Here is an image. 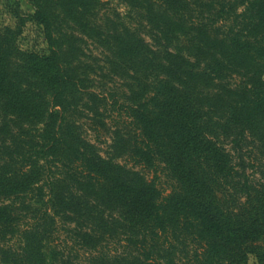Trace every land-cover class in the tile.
<instances>
[{
	"label": "trees",
	"instance_id": "trees-1",
	"mask_svg": "<svg viewBox=\"0 0 264 264\" xmlns=\"http://www.w3.org/2000/svg\"><path fill=\"white\" fill-rule=\"evenodd\" d=\"M19 1L31 4L32 19L43 29L48 54H31L25 60L24 75L36 91L23 90L21 83L25 78L15 76L14 84L12 76L0 72V96L19 122L26 121L18 124L16 130L7 129L6 125L0 129L8 138L0 145V257L2 253L10 254L13 264H36L42 254L32 242L38 239L41 245L55 224V217L65 213L69 204L66 198L69 181H75L98 190H106L108 186L109 196L130 206L131 223L136 231L126 238V249H129L126 253L132 258V264H156L160 252L170 249V237L179 224L195 237L198 248L194 251V261L201 264L208 248L222 246L225 232L217 227L212 214L209 204L212 193L207 198L201 188L191 186L200 172L194 176L181 171L189 180L176 178L175 189L164 195L144 181L143 186L123 183L117 175L118 169L92 158L77 146L67 132L74 107L73 93L77 92L76 79L66 59V36L57 27L55 14L47 4ZM131 1L135 8L145 11L144 20L161 32L169 45L173 39L178 41L172 31L175 26L188 29L185 45L177 54L169 51V45L161 49L159 41L152 46L130 40V50L134 57L141 56L145 72L144 95L132 100L128 108L129 118L140 132L131 136L130 154L135 165L154 167L155 158L162 155L163 148L174 147L179 154V148L186 141L194 140L199 102L203 98L197 95L193 83L204 69L200 70V66L183 57L184 49L187 53L198 52L197 58L210 55L217 59L219 55L217 65L227 61L224 68H233V65L239 68L240 71L226 78L236 74L241 81L236 93L239 100L231 111L234 110L232 118L240 125L239 141H243L246 132L252 131L255 117L264 114V0ZM94 4L97 2L93 0L80 2L85 10ZM236 56L242 61L236 62ZM210 68L208 64L206 70ZM231 68L229 71L233 72ZM37 98L40 102H36ZM221 159V179L237 178L239 174L230 166L229 158ZM245 186L247 201L238 202V212L244 220L253 208L248 202L252 201L253 192L248 183ZM259 203L264 205V201ZM261 214L264 216V206ZM209 218L215 227L213 232L206 226ZM257 221L240 231L242 241L245 240L244 264L248 254H255L259 263L264 264V253L254 246L260 227H264V218ZM8 233L18 238L15 248L5 246L9 242L5 240ZM100 256L94 258V264H98V259L104 263L105 258Z\"/></svg>",
	"mask_w": 264,
	"mask_h": 264
},
{
	"label": "rangeland",
	"instance_id": "rangeland-1",
	"mask_svg": "<svg viewBox=\"0 0 264 264\" xmlns=\"http://www.w3.org/2000/svg\"><path fill=\"white\" fill-rule=\"evenodd\" d=\"M34 1L49 6L55 14L57 27L66 36V59L75 76L77 92L73 93L74 107L68 122L70 139L92 158L118 169L117 175L123 183L143 186L144 181L153 184L164 195L175 189L176 178L188 179L181 171L194 176L200 172L191 181V186L201 188L207 198L208 193H212L210 208L217 227L225 232L222 246L208 248L201 264H244L245 240L242 241L241 228H250L257 219L264 218L261 214L264 205L259 203L264 201V114L255 117L252 131L246 132L243 141H239L240 125L232 118L234 110L231 108H235L239 100L236 93L241 81L236 74L226 78L240 71L239 68L233 65V68L225 69L227 61L217 65L215 61L219 55L217 59L210 55L205 59L197 58L198 52L187 53L184 49L181 55L200 66V70L204 69L193 83L197 95L203 98L199 102V123L194 140L186 141V145L179 148L180 155L174 147L163 148L162 155L155 158L154 167L136 166L130 154L131 136L140 132L135 130L128 108L132 100L144 95L145 72L141 56L134 57L130 50V40L152 46L159 41L161 49L169 45L168 41L147 24L142 17L145 11L135 8L131 0H93L97 5H90L87 10L80 5L82 0ZM66 4H69L68 8ZM33 14L30 3L0 0V72L12 76L14 84L15 76L25 78L21 86L29 91L36 90L24 75L26 58L31 54H48L43 29L33 21ZM172 31L178 41H171L169 51L177 54L185 45L183 41L188 29L175 26ZM235 58L236 62L242 61L239 56ZM163 64L167 65V62L163 60ZM208 64L212 68L206 70ZM262 79L264 81V75ZM38 100L36 102H40ZM6 106L0 96V129L6 125L7 129L16 130L18 124L26 121L19 122ZM6 138L1 131L0 145ZM225 157L239 174L230 181L220 177L221 158ZM245 183L253 192L252 201L248 200L253 208L246 220L238 212V202L247 201ZM69 184L66 192L69 204L65 213L55 217V224L47 231V238L41 245L38 239L32 242L42 254L36 264H94V258H102L100 255L105 261L98 259V264H132V258L126 253L129 250L126 249V238L136 231L131 223L130 206L109 196L108 186L106 190H98L75 181H69ZM45 226L41 228L43 232ZM206 226L214 231L210 218ZM49 231L51 234L48 235ZM38 238L42 236L38 235ZM170 238V249L160 252L156 264H196L194 251L198 243L195 237L179 224ZM5 240L9 241L6 247L15 248L18 238L8 233ZM255 240L257 251L264 253V227H260ZM11 262V255L2 253L0 264H13ZM246 264L260 263L255 254H248Z\"/></svg>",
	"mask_w": 264,
	"mask_h": 264
}]
</instances>
